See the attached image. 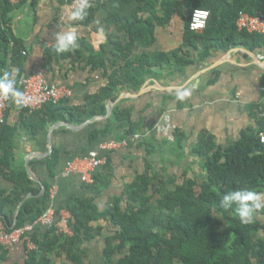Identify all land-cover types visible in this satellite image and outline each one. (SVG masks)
Masks as SVG:
<instances>
[{
    "label": "trees",
    "instance_id": "1",
    "mask_svg": "<svg viewBox=\"0 0 264 264\" xmlns=\"http://www.w3.org/2000/svg\"><path fill=\"white\" fill-rule=\"evenodd\" d=\"M129 1L142 4L132 21L115 15L106 21L107 29L112 27L124 34L125 39L119 40L113 32L106 30L105 44L87 59V65L93 70L104 71L106 64L117 67L113 74L107 76L106 86L88 97L84 106L71 107L66 99L56 105L47 104L31 114L40 116L45 124L63 122L78 126L92 118L103 117L106 103L116 99L119 86L137 90L154 69L194 64L195 60L189 58V51L197 52L199 60L203 61L212 52L225 53L242 44L249 52L264 48V35L238 32L235 27L241 12L250 16L264 15V0ZM90 4L87 17L75 21L76 25L88 27L93 24L99 3ZM8 6L7 0H0V73L7 70L8 61L19 70L25 62L23 45L6 28L10 21ZM195 9L209 12L206 28L201 33L189 30V18ZM138 14L147 18L144 20ZM174 15L185 19L183 46L150 58H132L135 42L143 40L152 44L155 28L168 25ZM76 44L79 48L86 46L80 41ZM56 55L54 47L46 49L44 67L49 66ZM58 55L66 57L64 53ZM18 79L19 75L16 87ZM260 87L264 89V75L260 78ZM131 112L119 106L113 107L105 124L92 128L86 140L89 148L101 140L112 139L125 140L129 150H143V173L136 174L133 182L125 187L122 198L110 200L101 211L94 199H74L64 208L57 209V215L60 210L70 214L72 237L57 236L51 229L44 232L36 229L31 236L36 250L26 253L24 264H53L55 258L62 259L63 256L67 264H91L84 244L96 237L104 240L100 252L101 264H264V209L255 214L251 224L245 225L240 222L234 208L223 210L219 207L223 194L229 191L247 188L264 193V144L259 138L260 134H264V117L255 112V128L241 133L238 140L227 148L217 147L209 137L201 136L193 148L201 175L189 177L188 171H185L178 178H182L181 181L177 182V179H165L153 170L149 158L155 155L154 148L147 144L144 137L152 126H146L144 119H133ZM13 133L11 128L3 126L0 153L5 148L10 150ZM135 135L140 138L133 140ZM178 136L173 133L176 142ZM1 158L7 167V152ZM59 162L60 152L55 149L44 159L51 174ZM94 178L93 184L85 188L98 194L107 181L101 179L98 182L99 178ZM20 180L17 186L21 193H14L12 198H2L0 194V213L5 205L14 206L24 194L34 192L28 188L27 178ZM48 202L47 189L41 207L33 212L26 204L14 227L37 220L48 207ZM4 219L0 217L8 228L10 222L6 223ZM100 221L108 223L105 233ZM4 261L5 256L0 255V264Z\"/></svg>",
    "mask_w": 264,
    "mask_h": 264
},
{
    "label": "crops",
    "instance_id": "2",
    "mask_svg": "<svg viewBox=\"0 0 264 264\" xmlns=\"http://www.w3.org/2000/svg\"><path fill=\"white\" fill-rule=\"evenodd\" d=\"M141 7L142 4L137 1L104 0L97 6L93 24L84 27L68 20L71 10L67 0H24L18 5L8 6L10 21L6 28L23 45L25 62L19 70L8 61L6 69H18L16 79L19 75V81L41 72L46 84L71 91L72 95L67 99L69 106H84L88 97L106 86L107 76L117 68L106 64L104 71L93 70L87 65L89 55L98 52L105 44L106 30L113 32L119 40L125 39L124 34L114 31L112 27L107 29V19L115 15L132 21ZM138 16L144 20L147 18L146 15ZM69 25L76 27L77 41L86 43V46H77L71 52L64 53L65 58L57 54L52 63L44 67L43 54L46 49L54 47V34L64 31ZM184 28L185 19L172 16L168 25L155 28L152 44L143 40L135 42L132 58H150L180 49L183 46ZM189 58L195 62L187 67L174 65L154 69L137 90L119 86L117 97L112 101V109L119 106L131 110L133 119H144L146 126H152L144 137L147 144L154 148L155 155L149 158L153 170L165 179L175 178L177 182L181 181L182 178H178L185 171H188L189 177L201 175L199 161L193 154V148L201 136L209 137L217 147L223 149L235 143L241 133L254 129L253 114L257 112L263 96L260 78L264 75V48L249 52L242 44L225 53L212 52L203 61L199 60L197 52L189 51ZM183 89H190L191 95L179 101L176 94ZM166 115L168 125L164 119ZM107 119L99 117L78 126L63 122L45 124L40 116L35 117L11 102L5 125L14 133L10 150L5 148L0 153V194L2 198H12L14 193H21L17 183L26 178L29 180L28 188L34 192L24 194L14 206L5 205L0 217L5 218L6 223L10 222L8 228L15 226L26 204L33 212L39 209L47 189V208L55 211L74 199H94L101 211L110 200L123 197L125 187L133 182L136 174L143 173L144 152L136 148L129 150L127 146L110 152L99 149L102 144L115 141L112 139L101 140L89 148L87 133L94 127H102ZM174 132L179 135L178 142L174 140ZM54 149L60 152V162L51 174L44 159ZM91 151L97 152L99 158L106 159V163L93 173V182L95 176L99 178L98 182L101 179L107 181L98 194L86 190L87 184L82 182L79 175L65 173L68 162L85 157ZM4 152L9 157L7 167L1 158ZM99 224L105 233L109 228L108 223L100 221ZM37 229L40 232L46 230L42 227ZM103 241L102 237H96L84 244L89 263L101 264ZM26 253L23 245L8 250L1 248L0 255L5 256L2 264H24ZM53 264H67L65 256L55 258Z\"/></svg>",
    "mask_w": 264,
    "mask_h": 264
},
{
    "label": "built area",
    "instance_id": "3",
    "mask_svg": "<svg viewBox=\"0 0 264 264\" xmlns=\"http://www.w3.org/2000/svg\"><path fill=\"white\" fill-rule=\"evenodd\" d=\"M24 0H7L10 6L22 3ZM104 0H90V3H99ZM69 10L75 3V0H69ZM209 18V12L202 9H195L189 18V30L195 33H201L205 30ZM235 27L238 32H246L248 34L264 35V15L258 13L250 16L246 13H239ZM24 54V52H22ZM17 88L24 94L23 110L28 113L40 111L47 104H58L62 100L69 99L72 95L71 91L64 87L49 85L45 83L44 76L41 72H36L18 82ZM263 96L260 100L257 112L264 117V89ZM11 99H0V133L6 124V114L10 107ZM166 125H168L167 115L164 117ZM139 135H135L133 140H138ZM260 142L264 144V134L259 135ZM121 146H126V141H111L102 144L99 149L110 152ZM106 163L105 158H99L97 152L91 151L85 157H77L66 164L65 173L70 175H79L82 182L93 184V173L99 167ZM70 214L66 210H60L58 215L52 208H46L44 212L32 223L24 224L21 227L7 228L0 221V247L3 249H12L15 246L23 245L26 252L36 250V245L32 241V234L38 228L42 227L46 230H53L57 236L63 235L72 237L73 230L69 226Z\"/></svg>",
    "mask_w": 264,
    "mask_h": 264
},
{
    "label": "clouds",
    "instance_id": "4",
    "mask_svg": "<svg viewBox=\"0 0 264 264\" xmlns=\"http://www.w3.org/2000/svg\"><path fill=\"white\" fill-rule=\"evenodd\" d=\"M91 7L90 0H75L68 16L69 21H82L88 15ZM54 51L57 54L71 52L77 47L76 27L69 25L64 31L54 34ZM18 69L5 70L0 73V99H11L17 107L23 106L24 94L16 87ZM191 95L190 89L177 91L176 99L185 100ZM219 207L223 210L233 209L242 224H251L255 214L264 209V193L240 188L223 194L219 201Z\"/></svg>",
    "mask_w": 264,
    "mask_h": 264
},
{
    "label": "water",
    "instance_id": "5",
    "mask_svg": "<svg viewBox=\"0 0 264 264\" xmlns=\"http://www.w3.org/2000/svg\"><path fill=\"white\" fill-rule=\"evenodd\" d=\"M112 106H113V102L109 101L108 105H107V113L105 114V116L100 117V118L107 119L111 115ZM97 118H99V117L92 118L91 120L84 122L82 125H85L88 122L95 121Z\"/></svg>",
    "mask_w": 264,
    "mask_h": 264
}]
</instances>
